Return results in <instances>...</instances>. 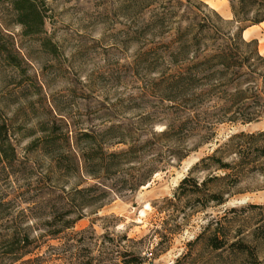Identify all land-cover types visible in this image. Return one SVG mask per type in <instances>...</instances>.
Here are the masks:
<instances>
[{
  "label": "rangeland",
  "instance_id": "1",
  "mask_svg": "<svg viewBox=\"0 0 264 264\" xmlns=\"http://www.w3.org/2000/svg\"><path fill=\"white\" fill-rule=\"evenodd\" d=\"M37 1L44 5L43 30L25 34L9 4L0 0V30L6 33L0 36V121L7 125L17 150L13 165L0 162V264H87L89 255H98L105 232L114 237V243L139 247L145 253L155 245L153 228L160 226L162 218L151 201L172 195L191 165L229 134L263 129L264 113L249 122L193 120L181 133L158 142L152 131L192 114L172 104L163 84L155 87L151 82L159 75L150 69L151 63L164 67L176 26L188 22L181 16L183 5L177 0L172 4L168 0ZM201 1L196 8L200 15L209 14L224 28L235 25L229 0ZM241 24H248L245 39L255 38L258 51L264 54V20ZM53 121L67 126L70 135L112 121L121 123L134 137L155 141L160 148L151 150L160 169L136 191L114 195L96 211H87L71 229L55 237L47 234L45 221L52 216L57 192L51 190L54 182L48 179L49 159L27 145ZM169 147L187 154L178 159L168 155ZM75 180L57 179L65 186ZM230 207L236 210L221 218L227 233L243 238L264 263V176L254 172L242 177L223 204L194 213L166 250L139 264H173L207 220L220 218ZM78 231L83 238L74 234ZM123 232L133 240L123 239ZM24 234L29 243L21 246L14 238ZM231 250L211 249L202 238L177 264H248L245 254Z\"/></svg>",
  "mask_w": 264,
  "mask_h": 264
},
{
  "label": "trees",
  "instance_id": "2",
  "mask_svg": "<svg viewBox=\"0 0 264 264\" xmlns=\"http://www.w3.org/2000/svg\"><path fill=\"white\" fill-rule=\"evenodd\" d=\"M4 1L11 7L23 33L34 34L43 30L46 15L42 3L37 0ZM173 1L168 0V3ZM177 1L184 7L182 19H188V22L176 26L173 40L166 49L164 67L160 69L154 65L157 61L151 63L150 69L159 72L151 82L157 87L163 84L172 104L181 105L192 114L180 123L166 122L159 131H152L158 135L156 140L173 138L193 120L249 122L258 119L264 113V54L258 51L255 38L242 36L248 24L241 23L263 21L264 0H229L233 12L231 22L235 25L227 28L209 14L200 15L196 8L203 3L201 0ZM210 11L222 19L216 11ZM5 35L0 30V36ZM13 58L19 60L17 55ZM43 130L42 135L32 139L27 147L40 150L49 159L48 179L54 182L51 190L57 192V200L52 216L45 224L47 234L54 237L71 229L87 211H96L114 195L136 191L160 169L159 159L151 150L154 146L160 148L155 141L150 137H134L121 123L112 121L104 127L79 129L70 135L67 126L53 121ZM116 143L123 146L114 147ZM177 152L178 149L169 147L168 155L181 159L187 154V151ZM16 159L17 150L7 125L0 121V162L13 165ZM200 172L202 176L198 175ZM254 172L264 176V128L229 134L210 153L191 165L172 195L151 201L152 207L162 216L160 226L153 228L157 240L152 249L147 247L142 253L144 249L139 247L114 243V237L105 232L98 255H89L87 264H106L113 258L118 259L115 264H139L155 257L169 247L172 236L185 227L194 213L206 211L212 204H223L242 177ZM59 178L77 180L65 186L58 183ZM84 180L85 184L82 183ZM249 205L255 207L259 204ZM235 210L236 207H230L220 218L210 217L201 231L187 241L189 249L173 264L189 254L202 238L211 249L228 247L245 254L248 264H264L243 238H231L227 233L221 218ZM74 234H78V239L83 238L82 231ZM121 237L133 240L126 232ZM14 239L21 246L29 243L27 234Z\"/></svg>",
  "mask_w": 264,
  "mask_h": 264
},
{
  "label": "crops",
  "instance_id": "3",
  "mask_svg": "<svg viewBox=\"0 0 264 264\" xmlns=\"http://www.w3.org/2000/svg\"><path fill=\"white\" fill-rule=\"evenodd\" d=\"M247 34H248V30L245 29V30L243 31L242 36L245 38V37L247 36Z\"/></svg>",
  "mask_w": 264,
  "mask_h": 264
},
{
  "label": "bare ground",
  "instance_id": "4",
  "mask_svg": "<svg viewBox=\"0 0 264 264\" xmlns=\"http://www.w3.org/2000/svg\"><path fill=\"white\" fill-rule=\"evenodd\" d=\"M261 44H262V42L260 43V48H261Z\"/></svg>",
  "mask_w": 264,
  "mask_h": 264
}]
</instances>
